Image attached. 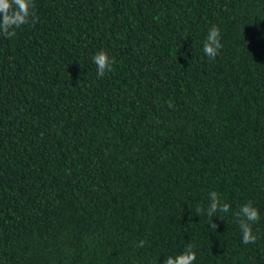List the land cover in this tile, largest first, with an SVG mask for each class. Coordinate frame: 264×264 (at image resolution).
Here are the masks:
<instances>
[{
	"label": "trees",
	"instance_id": "1",
	"mask_svg": "<svg viewBox=\"0 0 264 264\" xmlns=\"http://www.w3.org/2000/svg\"><path fill=\"white\" fill-rule=\"evenodd\" d=\"M32 11L0 35V264H163L189 244L194 264H264V0ZM213 191L230 205L217 229ZM248 202L260 220L245 245Z\"/></svg>",
	"mask_w": 264,
	"mask_h": 264
},
{
	"label": "clouds",
	"instance_id": "2",
	"mask_svg": "<svg viewBox=\"0 0 264 264\" xmlns=\"http://www.w3.org/2000/svg\"><path fill=\"white\" fill-rule=\"evenodd\" d=\"M34 0H0V35H6L9 38L15 35V29L20 28L34 21ZM221 33L217 26H213L209 29L206 41L204 43V53L215 59L219 50L223 47L221 43ZM93 61L97 66V75L103 77L106 71L111 70V63L109 55L106 51L98 52ZM197 214H200L202 209H196ZM230 211V205L223 202L218 194L213 191L210 193V202L207 207V215L212 219L210 227L217 229V224L213 221V218L217 213H228ZM236 218L239 223L240 230L242 232L243 244H255L258 237L254 234L253 224L260 220V212L252 202L243 204L238 212H236ZM224 218L223 216H221ZM144 241L140 242L142 246ZM197 258V253L194 251L193 245L189 244L185 247L184 251L177 255H169L164 259L163 264H194Z\"/></svg>",
	"mask_w": 264,
	"mask_h": 264
}]
</instances>
